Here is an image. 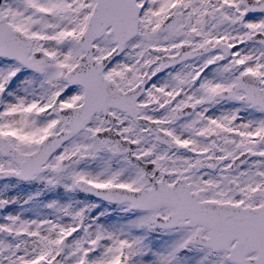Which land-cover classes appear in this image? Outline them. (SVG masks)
I'll return each mask as SVG.
<instances>
[{"label":"snow or ice","instance_id":"6c2138e0","mask_svg":"<svg viewBox=\"0 0 264 264\" xmlns=\"http://www.w3.org/2000/svg\"><path fill=\"white\" fill-rule=\"evenodd\" d=\"M0 264H264V0H0Z\"/></svg>","mask_w":264,"mask_h":264}]
</instances>
